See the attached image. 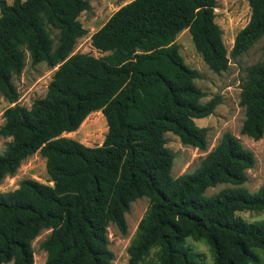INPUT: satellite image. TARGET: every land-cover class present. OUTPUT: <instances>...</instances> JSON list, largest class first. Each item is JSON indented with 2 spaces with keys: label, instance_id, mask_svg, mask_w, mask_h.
I'll return each mask as SVG.
<instances>
[{
  "label": "trees",
  "instance_id": "16d2710c",
  "mask_svg": "<svg viewBox=\"0 0 264 264\" xmlns=\"http://www.w3.org/2000/svg\"><path fill=\"white\" fill-rule=\"evenodd\" d=\"M248 23L237 33L232 56L264 35V0H247ZM217 0H131L91 35L108 52L73 53L86 33L78 20L88 0H0V94L14 103L3 112L0 133L10 137L0 152V182L22 160L39 152L52 184L23 178L0 191V264H33L32 241L41 242L43 264H115L108 226L125 233L130 203L149 206L127 247L129 264H199L186 238H203L214 264H260L264 219L247 221L239 211L264 209V185L249 191L246 169L255 157L230 132L192 172L171 174L174 154L167 132L183 144L205 149L207 128L196 118L211 114L220 97L201 102L199 72L189 67L174 42L188 29L193 44L215 72L228 66ZM56 31V46L52 33ZM264 53V45H263ZM58 64L47 92L30 107L17 103L12 76L25 64ZM245 109L241 133L264 134V59L247 70L240 95ZM100 110L107 122L101 145L88 146L64 133ZM228 183L205 196L208 187Z\"/></svg>",
  "mask_w": 264,
  "mask_h": 264
},
{
  "label": "rangeland",
  "instance_id": "374dc122",
  "mask_svg": "<svg viewBox=\"0 0 264 264\" xmlns=\"http://www.w3.org/2000/svg\"><path fill=\"white\" fill-rule=\"evenodd\" d=\"M90 8L82 11L78 20L85 28L86 33L77 39L73 53H88L96 57L107 54L91 45V35L98 30L120 6L131 0H88ZM12 3L13 0H6ZM215 21L222 30V39L229 57L225 70L215 72L209 68L199 52H197L188 29L180 31L174 42L179 47V52L184 62L199 72V77L194 81L204 92L201 102H206L212 97L219 96L220 102L208 116L196 118L195 123L207 128V144L205 149L183 144L179 137L172 132H167L166 146L173 152V166L171 174L177 177L183 173L192 172L201 163L205 155L213 149L225 132L237 136L244 147L251 150L255 157L253 167L246 169L247 180L244 186L249 191H256L264 185V134L260 139H253L241 133L242 122L245 118V109L240 104V95L246 80L247 70L252 65L264 59L263 45L264 35L238 56H232L231 50L237 33L248 23L250 19V7L247 0H217L214 9ZM53 47L56 46V31L52 33ZM58 64L51 66L45 61L32 64L29 54L26 52L25 64L19 74L12 76V81L18 92L17 103L30 107L33 101L43 97L51 81ZM7 97L0 94V127L3 124V112L11 106ZM107 132V122L100 110L90 112L80 126L72 132L63 135L77 139L88 146L101 145ZM10 137L0 133V152L5 149ZM45 157L36 152L26 157L20 163L14 175L6 176L0 182V191L15 189L23 178H33L43 183L52 184L46 172ZM228 183H218L208 187L204 195L217 193ZM149 206L147 197H140L130 203L129 210L125 213L127 229L121 233L114 223L108 226L109 248L114 253L115 264H129L127 247L135 236L137 225ZM247 221L264 219V209L260 211H239L237 213ZM50 230H42L33 239L34 263L43 264L46 259V251L42 249L41 242L49 234ZM188 245L194 253L199 255V264H214L213 255L209 244L203 238H186ZM260 256V264H264V251L256 249ZM148 258L139 264H150ZM2 264H11L2 263Z\"/></svg>",
  "mask_w": 264,
  "mask_h": 264
}]
</instances>
